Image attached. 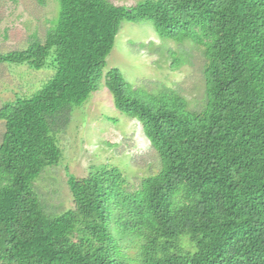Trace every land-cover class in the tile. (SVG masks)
Returning a JSON list of instances; mask_svg holds the SVG:
<instances>
[{"label":"trees","instance_id":"obj_1","mask_svg":"<svg viewBox=\"0 0 264 264\" xmlns=\"http://www.w3.org/2000/svg\"><path fill=\"white\" fill-rule=\"evenodd\" d=\"M57 1L43 40L0 52V63L54 68L0 107V264H264V0ZM123 20L202 47V109L103 73ZM102 79L160 168L136 188L115 166L67 172L73 207L50 216L33 182L60 161L55 134Z\"/></svg>","mask_w":264,"mask_h":264},{"label":"rangeland","instance_id":"obj_2","mask_svg":"<svg viewBox=\"0 0 264 264\" xmlns=\"http://www.w3.org/2000/svg\"><path fill=\"white\" fill-rule=\"evenodd\" d=\"M125 8L143 0H110ZM58 15L57 0H0V52L25 48L31 39L43 40ZM202 47L190 40L160 38L153 24L123 20L106 58L105 74L120 70L125 81L140 94L171 89L186 98L188 108L205 105ZM54 73L53 67L33 69L27 64L0 63V107L28 96ZM5 130L0 120V141ZM62 157L47 166L33 182V189L50 216L73 207L67 172L85 177L100 165L115 166L132 188L160 168L159 156L145 137L141 123L119 111L104 79L56 134Z\"/></svg>","mask_w":264,"mask_h":264}]
</instances>
